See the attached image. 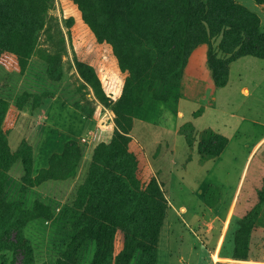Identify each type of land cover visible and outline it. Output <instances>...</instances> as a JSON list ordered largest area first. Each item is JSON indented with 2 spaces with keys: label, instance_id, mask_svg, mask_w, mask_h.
Instances as JSON below:
<instances>
[{
  "label": "rangeland",
  "instance_id": "374dc122",
  "mask_svg": "<svg viewBox=\"0 0 264 264\" xmlns=\"http://www.w3.org/2000/svg\"><path fill=\"white\" fill-rule=\"evenodd\" d=\"M96 1L105 12L106 0ZM178 1L169 0L167 7L162 8V11L155 10L160 24L152 28V33L148 35L153 39L152 42L147 37L139 47V50L151 47L153 50L151 69L154 70L155 65L160 64L163 74L167 75L166 79L176 84L180 83L185 73L191 56L187 59L189 51L201 45L199 34H190L186 12L176 7ZM145 2L147 3V0ZM235 2L255 14L257 21L256 19H254L256 22L251 19L250 21L256 25L258 34L264 35V0ZM169 4L175 5L174 8H170ZM138 5L135 10L139 9ZM17 6H21L22 18L29 16L35 18V31L32 40L34 42L27 48L31 55L24 70L19 65L20 61L15 52L0 48V97L7 99V104L0 100V117L3 118L0 120V264H264V139L256 144L264 136V126L254 125L253 122L245 120V135L239 133L232 146L237 150L238 159H230L231 155L228 153L221 165L211 174L210 178L223 188L220 200L219 190L217 193L211 190L208 194L211 208L198 206L200 202L197 201V197L194 201L195 206L189 211L184 212L185 208L182 210L183 208L178 207L180 201L187 198L186 186L172 189L175 207L169 198L166 177H158L153 172L165 192L168 203L163 224L153 235L154 227L146 222L142 210L146 198L144 193L152 190V186L149 185L151 184L149 172L152 167L145 150L131 135V127L135 124V132L146 140L149 132L151 133V123L161 97L165 102L175 99V97L167 99L172 82L166 79H161L164 82L149 79L142 89L145 81L142 74L133 75L128 68L121 66L113 43L107 39L104 41L98 39L77 0H20ZM175 11H178L176 18L168 17L169 13ZM145 12L147 13L146 8ZM173 21H182L178 27L183 30L185 37L176 47L181 53V58L175 61L171 54L172 39L177 29ZM112 25H115L113 27L119 32L126 34L127 29L123 24ZM17 30L25 32L21 26H18ZM108 34L110 35V32ZM127 36L128 34L124 37ZM262 38L264 40V37ZM209 40L215 61L228 65L229 68V83L223 90L228 92L229 102H220V107L228 111L241 107L243 100L239 88L243 84L254 86L261 81L260 88L263 89L261 92L264 95V58L245 55L228 63L224 59L230 57V53H224L219 49L222 34L210 37ZM122 44L126 46L124 40ZM14 45L17 49L27 50L23 41L22 43L18 41ZM157 46H162L166 50L160 60H156ZM6 57L12 59V65L17 69L6 67ZM139 59L138 57L128 61L129 66L131 68L142 66L143 62ZM7 65L11 67V64ZM53 98L55 101L52 104L62 105L60 108L50 110L49 125L44 126L42 136H38L33 121L18 116L19 112L16 113L15 109H13L15 113H12V110L7 108L10 103L21 107L29 102L35 108ZM72 104L81 107L90 117L100 121L98 127L89 131L94 138L91 139L90 148L93 156L88 163L89 166L87 164L88 174L92 167H95L93 158L98 147L103 143H110L113 137L118 136V132L130 136L137 142V146L130 142L123 143L124 146L116 144L101 152L113 156L123 153L127 146L128 150L135 152L139 158L137 170L139 189L135 193L134 190H130V181L123 184L124 190L120 198L121 217L109 216V211L105 208L107 216L98 217L100 213L95 211L90 214L91 219L87 217L89 209L83 207L84 201L81 207L77 198L79 194L80 196L84 194L83 199L89 196L91 199L96 197L94 196L96 193L91 191L93 183L86 185L84 182L69 195L60 188L54 191L44 188L42 192L34 188L26 190L27 184L36 183L32 180L34 178L31 169L26 170L21 161L12 164L9 141L14 147L23 137H27L31 142L38 140L36 148L43 144L41 158L45 159L51 147L49 143L57 132L53 125V117L56 118V122H62L61 128L73 127L75 134L72 135V139H79L82 135L78 133L81 129L78 130L77 119L74 118L73 122L70 120L68 123L65 121L66 117L72 114ZM1 107L8 110L3 112ZM10 107L14 108L13 105ZM245 108L249 114L264 119V96L255 95V99L246 101ZM210 117L222 120L219 112L213 113ZM228 123L234 127L237 118L229 117ZM11 129L12 134H8V130ZM183 131L192 144L200 143L203 138L201 132L192 124H187ZM242 137L245 139V146L241 143ZM65 138L63 135V140ZM87 138L77 142L83 153ZM28 140H25L27 142L21 148L27 157L33 152V143ZM6 149L8 155L2 153ZM202 159L208 158L205 155ZM10 160L12 161L9 162ZM116 161L117 159L111 158L109 163ZM41 164L42 161L38 160L37 165ZM97 172L99 179L102 177L105 179V192L110 189L111 193L114 188L111 185L113 176L103 167L97 168ZM236 189L237 193L232 203ZM45 194L46 200L50 203L48 206L51 216L48 215L47 205L35 200L39 195ZM108 194L103 198L106 204L111 200ZM134 202L137 203V214L134 212L136 206L131 210ZM84 212L87 214L86 217ZM131 212L142 225L139 232L134 235H128L127 232L133 226L129 224L132 222L129 220ZM33 213L40 215L31 217ZM29 219L31 221H27ZM87 236L99 238L97 253L95 239L82 243L84 240L81 239ZM71 237L78 238L73 240V246L72 244L69 246ZM74 246L78 248L75 249Z\"/></svg>",
  "mask_w": 264,
  "mask_h": 264
},
{
  "label": "trees",
  "instance_id": "16d2710c",
  "mask_svg": "<svg viewBox=\"0 0 264 264\" xmlns=\"http://www.w3.org/2000/svg\"><path fill=\"white\" fill-rule=\"evenodd\" d=\"M168 1L169 0H147L146 3L145 0H106L104 3V12L99 5V2L96 0H77L87 22L98 35V39L100 41L107 39L113 43L116 54L120 59L121 66L128 68L133 75L142 74L143 78L145 79L142 89L145 88L146 81H149V79H154L156 82L157 80L167 78V75L163 74V69L160 64L155 65L154 70L151 69L153 60V57L151 56V53L153 52L152 48L147 46L145 49L139 50V47L142 44V41L147 37V39L152 42L153 39L151 38V40L148 35L152 33V28L160 24V19L158 20L155 10L161 9L162 11V8L167 7ZM18 3H20V0H0V44H2L0 45V48L6 51L11 50L15 52L18 56L17 59L20 61L19 65H21L22 69L24 70L31 55V52L27 48H29L34 42L32 40L35 31V18L30 16L29 18H22L21 6H17ZM138 3L140 4L138 5ZM137 5L139 9L135 10ZM174 6L175 5L169 4L170 8H174ZM176 7H178V10L183 9L186 12L187 26L190 29V34H199V44L207 43L209 45L208 60L214 70V79L218 86H224L228 83L229 68L228 65L219 64L215 61V56L212 54L211 45L209 44L210 37L213 38L222 34V40L220 42L219 49L224 53H230V57L224 59L228 61V63L245 55L264 58V40L262 38L264 35H259L256 25L254 23L252 24L250 21L251 19L252 21L256 22L257 17L247 8L235 2V0H179ZM145 8L147 9V13L145 12ZM177 13L178 11L169 13L168 17L176 18L175 15ZM161 18H163V14ZM254 19H256V21ZM117 23L123 24L124 28L127 29L125 32L128 34L127 37H124L126 35L124 32H119L118 29L113 27L115 25L112 24ZM173 23L176 24L175 28H177L174 32L175 36L172 39L173 47L171 49V54L173 55V59L175 61L181 58V53L176 47L178 43L180 44L181 41L185 39V37L183 30L179 29L178 27L182 21H173ZM18 26L23 27L25 32L17 30ZM108 32H110V35ZM4 38H6L7 41H5ZM123 40L126 46L123 44L121 45ZM18 41L21 43L23 41V44L25 45L24 48L27 50H24L23 48L17 49L14 44ZM5 42L8 43L6 44ZM195 48L196 46L193 49ZM193 49L189 51L187 59L191 55ZM156 50V60H160L164 56L166 50L162 46H157ZM138 57L140 58L139 60L143 62L142 66L140 65L139 68H131L128 61ZM5 63L6 67L12 70L17 69L12 65L13 61L11 58L6 57ZM7 64H11V67ZM220 66L223 67L221 68ZM168 82L172 81L170 80ZM179 84L172 82V89L170 93L167 94V99L176 97L177 93L179 92ZM162 98L163 97H161V99ZM0 100H2L4 104H7V99L0 97ZM10 105H13L14 108H11ZM29 105L32 106L33 104L29 102L20 107L15 103H10L7 108L11 109L12 113H15L13 109L17 110L16 113H18V110L25 109ZM1 110L6 112V110H3L2 107ZM1 119H3L2 116L0 117V120ZM12 131V129L8 130V134L12 133ZM201 135L203 138H201L199 150L201 155H206L207 158L220 155L228 143V138L226 136L216 132L211 128L202 130ZM204 135L207 136L205 137ZM25 142L27 141H22L19 147L14 149L11 142L9 141V152L11 151L10 154L12 156V158H10L13 160H10L9 162L12 161V164H15L18 161H21L24 163L26 170L31 169V174L34 178L32 180L36 181V183L27 184L26 190L41 184L45 180L65 179L75 174L77 165L82 155L77 143L78 141L72 140L65 145V148L61 152L54 153L50 158L49 165L41 169L38 173H35L34 170V150L28 157L24 151L21 150ZM129 142L130 144L137 146V142L130 136H126L118 132V136L113 137L110 143L101 144L98 147L97 152H95L93 158L95 167H92L91 172L88 174L89 176L86 177L84 182H86V185L93 183L91 191L96 193V195L94 194L96 197L91 199L92 197L88 195L89 197L87 199H83L84 194L81 196L79 194L77 198V201H80L79 205L81 207L85 202V206L83 207L89 209L87 212L88 215L86 212H84L85 217L87 215V217L91 219L90 214L92 215V213L95 211L100 213L98 217H104L108 215L107 210L109 211V216L121 217L122 206L120 198L121 193L124 190L123 184L127 183V181H130V190H134L133 192L137 193L140 185L137 176L139 162L137 154L132 152L130 149L128 150L127 146H125L123 153H118L113 156H111L109 153H101L102 151L112 148L113 145L117 144L118 146H124V144H128ZM2 153L7 154V149L3 150ZM111 158H115L117 161L111 164L109 163ZM102 167L109 171V175L113 176L111 185L114 186V188L111 193L110 189L105 192V179L103 177L102 179H99L97 168L100 169ZM149 174V179L151 181V184L149 185L152 186V190H148L146 193H144L146 198L144 201L145 204L143 203L144 206L142 210L145 213L146 222H148L150 226L154 227L153 235H155L161 228L166 217L168 203L165 192L158 183L153 171L151 170ZM128 177L129 179L127 180ZM112 186L110 188H112ZM107 193H109L107 196L111 198L108 204H106V202H104L105 200H103ZM37 203L41 204V202ZM136 204L137 203L134 202V206H131V210L136 206ZM46 207L48 210V215L51 216L49 209L50 207L48 205ZM37 210L39 211L38 207ZM136 210L137 206L134 210V212L137 214ZM132 212L131 215H129L130 219H128L132 221L129 222V224H132L133 226L131 230L130 228L127 230L128 235L137 234L139 232L138 230L142 226L141 222L136 220L137 216L133 214L134 212ZM37 213H33L31 217H38L40 214ZM30 219L27 221H31ZM102 224L108 225V223ZM89 239H95L97 243V253L100 244L99 238L97 236H87L81 240H84L82 242L84 243ZM73 240H78V238L75 239V237H71V243H69V246H71V244L73 246ZM75 245L79 246V244ZM78 246H74L76 247L75 249H77Z\"/></svg>",
  "mask_w": 264,
  "mask_h": 264
},
{
  "label": "crops",
  "instance_id": "0c3cea01",
  "mask_svg": "<svg viewBox=\"0 0 264 264\" xmlns=\"http://www.w3.org/2000/svg\"><path fill=\"white\" fill-rule=\"evenodd\" d=\"M208 52L209 45L207 43H202L192 52L185 73L179 84V92L172 101L165 102V99L160 100L155 112V118L151 123V133L149 132L146 140H143L135 132V124L131 129V135L145 150L152 171L158 177H166V188L169 190V198L174 206L175 202L172 200V189H175L177 186L182 188L186 186L188 188L187 198L182 199L178 206L183 208L182 210L186 209L184 212L189 211L190 208L195 206V197L200 202L198 206L211 208V204L209 205L208 203V194L211 190L216 191V193L219 190L220 197L217 199H221L223 188L214 179L210 178L212 172L216 170L217 166L221 165V162L228 153L231 155L230 159H238L236 154L237 150L232 146L239 133L245 135V120L253 122L254 125L259 124L264 126V119L258 115L249 114L247 108H245L246 101L255 99V95L258 97L264 96L261 92L263 89L260 88L262 82L259 81L254 86L243 84L239 88L243 105L238 108H233L230 111L225 110L220 107L219 103L223 101L229 102L228 92L223 91L229 83V80L224 86H218L216 84L214 70L208 60ZM55 99H50L35 108L33 105H29L25 109H20L18 110V116L20 115L33 121L34 126L37 127L38 136H42L44 126L49 125L48 122L51 118L49 114L50 110L60 108L62 105L52 104ZM218 112L221 114L223 121L220 118L218 119V117H210L213 113ZM71 113L69 117H66L65 121L68 123L70 120L73 122L74 118L77 119L78 130L81 129L78 133H81L79 135L82 136H78L80 137L79 139H72V135L75 134L73 132L74 128L70 126H63L64 128H61L63 125L62 122H56V118L53 117V125L57 132L49 143L51 147L45 159L41 158V147L43 144L36 148L38 140H32L33 142H31L27 137H23L13 147L17 149L24 140L33 143L34 170L35 173H38L41 169L49 165L51 156L56 152H61L68 142L72 140L83 141L89 137L84 145L86 148L84 153L82 152L75 174L65 179L45 180L41 184L33 187L36 191L42 192L44 188H50L54 191L56 188L57 190L60 188V190L63 189L66 192V195H69L85 181L88 175L87 164L90 163L93 156V151L90 148L92 146L91 139L94 138L91 137L89 131H91L90 129L93 130L98 127L100 121L90 117L86 111L74 104L71 105ZM74 113H77V115H74ZM229 117L237 118V123H235L234 127L229 125ZM187 124H192L200 132L206 128H211L226 136L228 143L221 154L203 160L199 150L200 143L196 142L192 144L188 140L187 134L183 131ZM63 135L66 137L65 140H63ZM85 135L87 137H84ZM242 138L241 143L245 146V139L244 137ZM262 139H264V136L256 144ZM246 144L248 145V143ZM38 160L42 161L41 166L37 165ZM236 193L237 189L234 192L232 203ZM46 199L47 196L45 194L42 196L39 195L35 200H40L46 205H50ZM218 214L221 215L220 212Z\"/></svg>",
  "mask_w": 264,
  "mask_h": 264
}]
</instances>
